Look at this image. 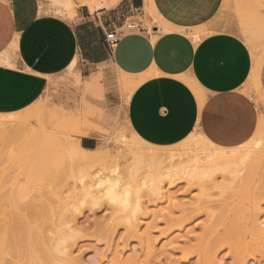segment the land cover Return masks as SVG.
Returning <instances> with one entry per match:
<instances>
[{"label": "rangeland", "instance_id": "1", "mask_svg": "<svg viewBox=\"0 0 264 264\" xmlns=\"http://www.w3.org/2000/svg\"><path fill=\"white\" fill-rule=\"evenodd\" d=\"M227 2L228 10L221 18L223 24L245 40L250 50L258 54L254 60L261 64L264 0ZM51 8L54 13L70 16L67 11H56L52 4ZM144 21L148 29L159 23L152 11H146ZM118 79V101L114 107L105 108L98 102L101 90L97 76L80 78L78 68L71 66L49 78L43 95L15 112V120L9 121V127H27L55 136L54 141L70 146L72 152L81 134L92 130L97 141L93 149L107 150L103 156L107 158L98 157V163L94 158L93 164L89 159L88 171L84 159L81 164L77 162L87 175L74 172L75 179L70 169L76 159L68 155L59 159L55 148L43 155L35 154L28 145L30 141L0 137L4 140H0V232L5 231L0 235V264H52L55 260L43 249L44 240L63 231L73 234V239L65 243L74 257L64 264H264V99L256 97L261 104L257 126L250 140L240 146L252 150L250 166L235 175L216 173L210 180L194 181L168 168L171 162L173 167L177 166L180 159L183 164L190 161L200 146L196 140L199 132L194 130L170 146L142 142L125 119L134 85L127 76ZM141 146H152L157 152L154 158L138 157L144 150ZM176 156L180 158L178 162ZM167 161L169 167H164ZM77 163L73 167L78 168ZM99 174H106L113 189L108 191L106 181L93 184ZM87 189L95 190L98 205L75 203L73 196L77 198ZM118 215L121 220L113 221ZM126 216L138 222L136 232L128 227ZM65 220H69L71 229L64 224Z\"/></svg>", "mask_w": 264, "mask_h": 264}, {"label": "crops", "instance_id": "2", "mask_svg": "<svg viewBox=\"0 0 264 264\" xmlns=\"http://www.w3.org/2000/svg\"><path fill=\"white\" fill-rule=\"evenodd\" d=\"M56 1L0 0V114L33 104L49 78L74 66L80 78L97 76L105 108L118 101V77L130 79L126 123L150 145H174L194 130L224 148L250 140L264 60L223 24L227 0H70V18L52 11L51 4L63 10ZM146 11L159 23L124 28L125 21L144 26ZM111 30L118 41L109 46ZM92 134H81L83 148L95 147Z\"/></svg>", "mask_w": 264, "mask_h": 264}, {"label": "bare ground", "instance_id": "3", "mask_svg": "<svg viewBox=\"0 0 264 264\" xmlns=\"http://www.w3.org/2000/svg\"><path fill=\"white\" fill-rule=\"evenodd\" d=\"M57 5H59L60 7H62L63 8V10L64 11H67V13H69V17H72L73 16V13H74V6L72 5V3L70 2V0H57L56 2H55ZM60 9V8H59ZM58 11H60V10H58ZM14 114L15 113H7V114H0V137H3V138H12V139H16V140H18L19 138V140H21V138L23 139V140H21V142H25V140L26 141H30V143L33 141V143L32 144H28L29 145V147L32 149V151H35L36 153L35 154H39V155H43V153L44 152H48V149H50V148H55V149H58L57 151H59V153H60V157H59V159L61 158V155L62 156H64V155H68L67 157H71V158H73V159H76V160H74L75 161V164H73L70 168V171H71V176L72 177H74L75 179H76V175H72V173H74L75 172V174H77V175H80V176H82L83 174L84 175H87V173L85 172V171H88V167H90L88 164H90V162H89V159L91 160H93L94 158H97V163L98 162H100V160H98V157H101V158H103V160H105L104 159V157L106 156L105 154L107 153L106 151L107 150H105V151H103V150H101V149H93V148H91V149H86V148H83L81 145H80V143H79V140L77 141V143L75 144V151H73L72 152V150H71V148H70V146H68V145H65V143H62L61 141H57L56 139V141H54L53 139H54V137L55 136H53V138L50 136V134H43V133H40V131L39 132H37L38 130H34V129H27V127L26 128H24V127H14V126H8L9 124V121H11V120H15L14 119ZM42 132V131H41ZM122 133V132H121ZM121 136V135H120ZM17 137H18V139H17ZM122 137V136H121ZM120 137V138H121ZM3 138H2V140H3ZM123 138V137H122ZM133 138V137H132ZM1 140V139H0ZM1 140V141H2ZM68 140H70V139H68ZM133 140H135V139H133ZM195 140V139H194ZM196 140H198L199 142H200V146H198L197 148H196V150H195V153H193V156L189 159L190 161H188V159H187V161L188 162H186L185 164H183L182 163V159H180V158H178V156H176L178 159L176 160V162H178V160L180 159V162H181V164H180V162H179V164L176 166V164H175V166L173 167L171 164H172V162H171V164H170V166H171V168H168V169H171V171H173L174 173H179L180 174V172H181V174L180 175H182V173L184 174V176H185V174L189 177V178H192L193 180L195 179H199L200 181L201 180H207V178L210 180V177L212 176H214V174L216 175V173H221V174H232V175H235V174H238L239 172H241L242 170H246L249 166H250V164H251V162H252V160H253V152H252V150L247 146H245V147H240V146H237V147H232V148H224V147H219V146H217V145H214V144H212L211 142H209L200 132H199V134H198V137H196ZM195 140V141H196ZM4 141V140H3ZM73 141V140H72ZM142 141V140H141ZM19 142V141H18ZM64 142V141H63ZM127 142V141H126ZM136 142H137V140H136ZM143 142V141H142ZM75 143V142H74ZM246 143V142H245ZM25 144V143H24ZM129 144V143H128ZM186 144V143H185ZM197 144V143H196ZM23 145V144H22ZM181 145V144H180ZM247 145V144H246ZM192 146V145H191ZM194 146V145H193ZM140 147V146H139ZM142 147V146H141ZM157 147H159V146H157ZM187 147V146H186ZM136 148H138V147H136ZM151 148H152V146H151ZM151 148H148V147H145V148H143L142 147V149H144V150H142L141 152L142 153H140V154H137V156L138 157H147L148 156V158H149V160L150 159H153L154 158V156L156 155V151H154V150H152ZM180 148V149H179ZM181 146L180 147H178V149L179 150H181ZM189 148V147H188ZM140 148H138V150H139ZM166 149V148H165ZM156 150H157V148H156ZM183 150V149H182ZM181 150V151H182ZM56 151V152H57ZM129 152H130V150H128ZM136 151H137V149H136ZM164 151V150H163ZM169 151V150H168ZM174 151V150H173ZM175 151H177V149L175 150ZM174 151V152H175ZM106 152V153H105ZM165 152V151H164ZM59 153H57V155L59 154ZM128 153V152H127ZM135 153H137V152H135ZM173 153V152H172ZM155 154V155H154ZM31 155H32V153H31ZM38 155V156H39ZM105 155V156H104ZM130 155H132V154H130ZM172 155H174V154H172ZM176 155V154H175ZM189 156L190 155H192V154H188ZM104 156V157H103ZM136 156V155H135ZM164 156H165V154L163 155H161V157H163L164 158ZM167 156L168 157H166V158H168V159H170L171 158V155H168L167 154ZM181 156V155H180ZM179 156V157H180ZM184 156V155H183ZM34 157V156H33ZM67 157H66V159H67ZM111 157V156H110ZM159 157V156H158ZM161 157H159V158H161ZM40 158H42V157H40ZM39 158V159H40ZM53 158H54V156H53ZM57 158H58V156H57ZM163 158H162V160H163ZM181 158H182V156H181ZM44 159V158H43ZM48 159V158H47ZM58 159V160H59ZM83 159L86 161H84L85 163H87L86 164V169L84 168V167H80V165L77 163V162H79L80 164H81V162L83 161ZM87 159H88V161H87ZM111 159V158H110ZM176 159V158H175ZM175 159H173V160H175ZM54 160V159H53ZM52 160V161H53ZM64 160H65V158H64ZM67 160H69V159H67ZM71 160V159H70ZM148 160V161H149ZM161 160V161H162ZM40 161V160H39ZM62 161H63V159H62ZM95 160H93L92 161V164L93 163H95L94 162ZM134 161H136V160H134ZM134 161H132V162H134ZM148 161H146V164L147 165H150L149 163H147ZM159 161V160H158ZM51 162V161H50ZM55 162V161H54ZM67 162V161H66ZM70 163H71V161H69ZM150 162V161H149ZM184 162V161H183ZM49 163V162H48ZM57 163V162H56ZM76 163H77V166H78V168H76V167H73V166H76ZM137 163V162H136ZM142 163V162H141ZM159 163H161L160 161H159ZM165 163H167V166H165L164 165V162L162 163V166L164 165V167H169L168 165V161L167 162H165ZM170 163V162H169ZM138 164V163H137ZM152 165H153V163H151ZM68 165H70L69 163H68ZM83 165V164H82ZM143 165H145L144 164V161H143ZM155 165V164H154ZM157 165V164H156ZM161 165V164H160ZM174 165V164H173ZM93 166V165H92ZM132 166H134V164L132 165ZM139 167H141L140 165H138ZM68 167V166H67ZM80 167V168H79ZM143 167V166H142ZM141 167V168H142ZM157 167H159V166H156V168ZM163 167V168H164ZM69 168V167H68ZM66 169V171H68L69 169ZM85 169V171L83 172V170L82 169ZM91 168V167H90ZM116 168V167H115ZM140 168V169H141ZM144 168V169H143ZM142 169L143 170H148L147 169V167H143ZM146 168V169H145ZM151 168V167H150ZM162 168V169H163ZM129 169H131V168H129ZM132 169H135V168H133L132 167ZM131 169V170H132ZM139 169V168H138ZM139 169V170H140ZM72 170H76V171H72ZM110 170V169H109ZM113 170H114V168H113ZM159 170V169H158ZM69 171V172H70ZM115 171V170H114ZM156 171V170H155ZM165 172L164 173H166L167 172V169H165L164 170ZM91 172V171H90ZM137 172V169H136V171L134 172V173H136ZM160 172H162V170L160 171ZM169 172V171H168ZM81 173V174H80ZM89 173V172H88ZM92 173V172H91ZM133 173V172H132ZM163 173V174H164ZM66 174L68 175V172H66ZM95 174V173H94ZM129 175H130V172L128 173ZM169 174V173H168ZM83 175V176H84ZM89 175V174H88ZM91 175V174H90ZM89 175V176H90ZM97 175V174H96ZM70 176V175H69ZM70 176V177H71ZM93 176V175H92ZM91 176V177H92ZM79 177V176H78ZM85 177V176H84ZM94 177H95V175H94ZM93 177V178H94ZM187 177V178H188ZM81 179H82V177H81ZM72 180H74L73 178H72ZM92 179H90V181H91ZM94 182H93V184H95V186L97 185V184H100L101 182H107V184H108V187H107V189H108V191L112 188V186H113V184H111V180L106 176V174L105 175H98V176H96L94 179ZM194 180V181H195ZM115 182V180L113 181V183ZM91 183V182H90ZM93 184H90V185H93ZM115 184V183H114ZM93 187H94V185H93ZM95 188V187H94ZM113 189V188H112ZM95 190H89V189H87V190H85L82 194H79V195H76L77 196V198L75 197V196H73V198H74V201H76L75 203H79L80 201H82L83 203H87V202H89V203H92L94 206L99 202L98 201V198H97V194H95V192H94ZM125 191H126V189H125ZM119 192V191H118ZM96 193H97V191H96ZM94 194H95V196H94ZM73 198H71L70 197V200L72 199V201H73ZM76 198V199H75ZM82 202H81V205H82ZM80 204V203H79ZM89 205V204H88ZM98 205V204H97ZM92 206V205H91ZM21 214V213H20ZM23 214H24V212H23ZM33 215V214H32ZM35 215H41V214H37V212H35ZM123 215V214H122ZM18 216H19V214H18ZM22 216V215H21ZM31 216V215H30ZM24 217V216H23ZM37 217V216H36ZM43 217V216H42ZM41 217V218H42ZM121 215L119 216H117L113 221H119V220H121ZM20 218H22V217H20ZM39 218V217H38ZM67 218V217H66ZM23 219V218H22ZM71 219V218H70ZM34 220V219H33ZM36 220H38V219H36ZM124 220L126 221V223H127V225H128V227L130 228H132L133 230H132V233H134V232H136L137 231V221H136V219H134V220H132L131 218H129L128 216H126V218H124ZM21 221V220H20ZM71 222V221H70ZM8 223V222H7ZM9 223H12V222H10L9 221ZM22 223V222H21ZM20 223V224H21ZM31 223V222H30ZM24 224V223H23ZM40 224V223H39ZM64 224H66L67 225V227H68V229H71V227L69 226V220H65L64 221ZM111 224H114L113 222L111 223ZM111 224H109V226L111 225ZM114 226V225H113ZM20 227H22V226H20ZM37 227H39V226H37ZM73 227H76V225L75 224H73ZM72 227V228H73ZM106 227H108V226H106ZM2 229V228H1ZM107 231H109V229L107 230ZM3 232H4V234H5V231H2V232H0V235H4L3 234ZM115 232V229L113 230V232L112 233H114ZM59 234V235H58ZM57 234V236H52V237H49V238H47V239H45L44 241H45V247L43 248V249H45L47 252H48V254H51L52 255V259L53 260H55V261H53V263L52 264H64V263H66L68 260H71V259H74V257L71 255V253H72V249H70L69 248V246H68V243L66 242L65 243V241H68L69 239H71L72 237H73V234H72V232L71 233H69V231H63L62 233H58ZM127 234V233H126ZM125 234V235H126ZM140 236H143L142 234H139ZM45 236V235H44ZM54 237V238H53ZM125 237L124 236H122V239H124ZM73 239V238H72ZM70 245V244H69ZM72 246H73V244H72ZM71 247V246H70ZM62 254V255H61ZM55 255H57V256H60L59 258V260H58V258L55 256ZM61 257H63V258H61ZM57 258V259H56ZM45 262H46V260H45ZM48 263V262H47ZM46 264V263H45ZM73 264V263H72ZM75 264V263H74Z\"/></svg>", "mask_w": 264, "mask_h": 264}, {"label": "built area", "instance_id": "4", "mask_svg": "<svg viewBox=\"0 0 264 264\" xmlns=\"http://www.w3.org/2000/svg\"><path fill=\"white\" fill-rule=\"evenodd\" d=\"M124 28L128 30H133V31H146V28L144 26H141L139 21H125L123 24ZM105 38L107 41V44L109 46L114 45L118 41V34L115 30H111L105 34Z\"/></svg>", "mask_w": 264, "mask_h": 264}]
</instances>
